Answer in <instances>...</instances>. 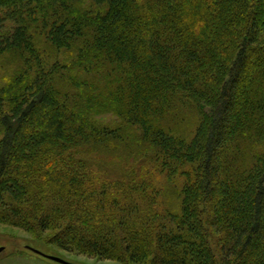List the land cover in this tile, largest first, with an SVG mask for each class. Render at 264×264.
<instances>
[{
    "label": "trees",
    "instance_id": "16d2710c",
    "mask_svg": "<svg viewBox=\"0 0 264 264\" xmlns=\"http://www.w3.org/2000/svg\"><path fill=\"white\" fill-rule=\"evenodd\" d=\"M83 1L0 0V223L122 264H264V0Z\"/></svg>",
    "mask_w": 264,
    "mask_h": 264
},
{
    "label": "rangeland",
    "instance_id": "374dc122",
    "mask_svg": "<svg viewBox=\"0 0 264 264\" xmlns=\"http://www.w3.org/2000/svg\"><path fill=\"white\" fill-rule=\"evenodd\" d=\"M81 5L89 8L92 7V2L84 0ZM15 28L14 22L6 21L0 29V40L2 35L13 33ZM1 62L2 60H0V85H2L1 81L7 79L14 69L11 65H6L7 60L3 64ZM99 122L114 125L118 124L120 119L116 116L104 115L99 118ZM49 237L47 233L40 236L17 225L0 223V248H4L0 254V264H60L33 252L31 248L74 264H122L115 259H103L81 251L60 249L50 241Z\"/></svg>",
    "mask_w": 264,
    "mask_h": 264
},
{
    "label": "water",
    "instance_id": "95a60500",
    "mask_svg": "<svg viewBox=\"0 0 264 264\" xmlns=\"http://www.w3.org/2000/svg\"><path fill=\"white\" fill-rule=\"evenodd\" d=\"M35 253H37V254H39V255H42V256H44V257H46V258H48V259H50V260H53V261H55V262H58V263H60V264H74V263H71V262H68V261H66V260H64V259H62V258H59V257H56V256H51V255H47V254H44V253H42V252H40V251H38V250H36V249H33V248H31ZM4 251V248H0V254L2 253Z\"/></svg>",
    "mask_w": 264,
    "mask_h": 264
}]
</instances>
